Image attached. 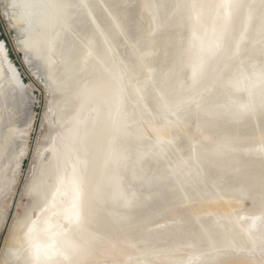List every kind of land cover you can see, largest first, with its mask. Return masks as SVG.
<instances>
[{"label":"rangeland","instance_id":"374dc122","mask_svg":"<svg viewBox=\"0 0 264 264\" xmlns=\"http://www.w3.org/2000/svg\"><path fill=\"white\" fill-rule=\"evenodd\" d=\"M17 2L32 119L0 158V264H264V90L246 110L232 82L264 64V0H67L52 87Z\"/></svg>","mask_w":264,"mask_h":264},{"label":"bare ground","instance_id":"6f19581e","mask_svg":"<svg viewBox=\"0 0 264 264\" xmlns=\"http://www.w3.org/2000/svg\"><path fill=\"white\" fill-rule=\"evenodd\" d=\"M22 1L25 0H18L15 9L11 6L7 8V25L8 27L12 26L16 28L31 25V27L36 28L34 32L35 36L32 38L33 40L30 37L31 40H28V38L24 39V36L23 40L19 41L20 49L25 54L26 59L31 61V64H35L39 70L41 69L40 71H43L42 74L47 76L48 83L52 87V84L57 80V70L54 65L55 55L52 51L55 50L57 41L61 35L60 23L62 25L66 21L68 12L67 0H29L30 2L27 0L28 3L25 4V9L23 8L26 10L25 14H21L20 12V7L22 9L23 6ZM11 3L13 2L11 1ZM152 9L156 10L155 6H152ZM1 21L3 24L5 23L3 19ZM57 36L58 38L56 40ZM10 40L11 37L9 38ZM11 43L15 47V40H11ZM46 50L47 52H45ZM8 56L7 46L4 42H0V158H4L3 166L8 163V159L5 157L8 152L6 151L7 146L10 143H14V135L18 138L24 129L26 118L30 116L26 110L28 103L31 101L29 99L32 97L29 98L28 91L30 90L27 86L23 85L17 68L14 67V64L11 62L12 60L10 61V57L8 58ZM17 57H20V63L23 66L21 56ZM152 79L153 72L151 71L142 83L136 85V93L139 97L147 94L149 84L151 85L153 83ZM232 82L234 89H245L244 91H246V95L248 96L246 101L240 103L241 107L252 109L256 102L255 97L264 90V64L260 65L258 70L254 71L252 75L248 76L246 81L235 79ZM31 114L33 113L31 112ZM31 119L32 116H30ZM29 123L27 122V124ZM167 136L160 135L155 137L149 150L142 153L163 156L167 149V144L165 143ZM172 139L168 137V140ZM5 153L6 155H4ZM96 194L101 201L104 192L98 190Z\"/></svg>","mask_w":264,"mask_h":264},{"label":"water","instance_id":"95a60500","mask_svg":"<svg viewBox=\"0 0 264 264\" xmlns=\"http://www.w3.org/2000/svg\"><path fill=\"white\" fill-rule=\"evenodd\" d=\"M11 37H12V34H11ZM9 38H10V36H9V34L6 33V31L2 25V21L0 19V39H2L5 42V45L7 46L8 54H9L10 58L16 64L19 72L21 73V76L23 77V80H26L27 79L26 75L24 73H22L23 66L20 63V57H17L16 54L14 53V51L10 45Z\"/></svg>","mask_w":264,"mask_h":264}]
</instances>
